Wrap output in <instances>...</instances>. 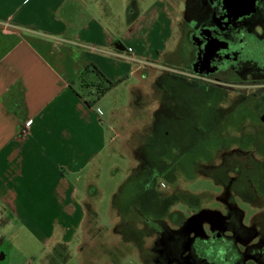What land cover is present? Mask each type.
Instances as JSON below:
<instances>
[{
    "label": "rangeland",
    "instance_id": "obj_1",
    "mask_svg": "<svg viewBox=\"0 0 264 264\" xmlns=\"http://www.w3.org/2000/svg\"><path fill=\"white\" fill-rule=\"evenodd\" d=\"M109 1L111 13L107 12V17L100 14L99 19L118 35L127 22L125 9L120 6L124 0ZM128 1L132 8L142 11L159 0ZM184 1L178 0L180 9L171 41L157 48L168 51L162 58L151 56L150 51L163 36L152 30L151 22L146 25L141 44L145 49L152 43L147 58L153 62L142 68L147 80L139 96L122 92L123 85L103 97L97 86L89 88L90 97L97 101L94 110L105 120L104 124L99 122L104 134L101 149L78 178L69 179L78 187L76 198L66 192L59 196L51 179L50 197L55 208L51 205L50 210L33 212L32 222L16 217L0 222V235L9 236L1 244L8 255L0 258V264H189L187 224L200 221L207 232L202 220L212 222L214 217L220 218L214 213L222 212L218 201L222 191L203 172L205 165L217 164L221 154L222 160L233 155L251 163L250 176L242 169L238 176L262 177L257 186L264 196V125L260 120L264 96L256 95L264 83L238 85L234 81L238 78L229 73L222 85L211 79L194 80L186 62L180 60L185 52L172 56L177 39L186 31L181 9ZM263 74L247 71L240 79ZM136 81L130 78V82ZM149 84L156 89L154 95L149 93ZM112 107L116 113L111 117ZM108 123L114 131L107 128ZM237 148L240 151L234 150ZM235 175L231 165L227 175L230 181ZM259 202L263 215L257 217L255 228L264 238V198ZM73 207L78 208L76 217L82 216L77 227ZM241 207L250 211L246 203ZM258 212L262 213L261 209ZM174 240H180V250H176L183 253L180 258L168 253L176 244ZM196 245L202 246V255L215 248L212 243Z\"/></svg>",
    "mask_w": 264,
    "mask_h": 264
},
{
    "label": "crops",
    "instance_id": "obj_2",
    "mask_svg": "<svg viewBox=\"0 0 264 264\" xmlns=\"http://www.w3.org/2000/svg\"><path fill=\"white\" fill-rule=\"evenodd\" d=\"M128 2L120 3L127 22L116 35L99 19L111 13L109 0H0V222H32L33 212L55 208L51 179L59 196L76 198L78 187L69 179L78 178L104 137L99 122L105 120L89 88L110 81L115 84L102 97L117 85L140 95L147 80L142 68L153 62L147 58L152 43L141 44L150 22L163 36L150 55L168 52L157 48L172 39L178 0H159L142 11ZM148 90L156 92L150 84ZM115 113L112 107L111 117ZM107 128L115 130L111 123ZM77 211L73 207L75 227L82 221ZM7 239L0 235V258H7L1 246Z\"/></svg>",
    "mask_w": 264,
    "mask_h": 264
},
{
    "label": "flooded vegetation",
    "instance_id": "obj_3",
    "mask_svg": "<svg viewBox=\"0 0 264 264\" xmlns=\"http://www.w3.org/2000/svg\"><path fill=\"white\" fill-rule=\"evenodd\" d=\"M183 4L182 19L186 31L177 39L172 56L176 54L179 57V52H185L180 60L186 62V68L194 80L211 79L222 85L229 73L238 78L231 79L239 82L238 85H243L242 82L250 86L256 82L264 83V74L255 75V78L251 76L244 81L240 79L247 71L264 72V0H185ZM182 45L184 47L180 48ZM260 88L256 95L261 98L264 96V86ZM234 150L240 151L239 148ZM231 165L236 169L233 181L227 176ZM249 168H252V164L248 161H241L233 155L222 160V154L217 164L204 166V174L222 191V198L218 199L222 212L216 213L220 218L214 217L212 222L202 220L206 221L204 225L208 229L203 236L195 235L190 230L189 264H264V238L255 228L259 222L257 217L263 215L259 200L264 196L257 186L262 177L238 176L239 169L248 174ZM242 203L248 205L249 212L241 207ZM259 209L262 213L258 212ZM189 239L187 237L186 241ZM179 241L174 240L175 246L172 245L168 251L174 258H180L183 254L176 253V250H180ZM197 242L212 243L215 248L202 255V246L197 248Z\"/></svg>",
    "mask_w": 264,
    "mask_h": 264
},
{
    "label": "water",
    "instance_id": "obj_4",
    "mask_svg": "<svg viewBox=\"0 0 264 264\" xmlns=\"http://www.w3.org/2000/svg\"><path fill=\"white\" fill-rule=\"evenodd\" d=\"M116 47H119V46L116 44ZM119 48H120V47H119ZM260 120H261V122L264 124V113H262V115L260 116ZM215 215L217 216L216 213H215ZM199 223H200V221H197V223H196V222L193 223L192 221H189V223L187 224V226L189 225L190 228H188V229L186 230L187 233H189L190 230H192V231H194L195 235L203 236V234H204V230H203L202 226H201ZM220 229H221V228H220ZM221 230H222V229H221ZM189 241H190V239H189L188 242H187L186 248H188Z\"/></svg>",
    "mask_w": 264,
    "mask_h": 264
},
{
    "label": "trees",
    "instance_id": "obj_5",
    "mask_svg": "<svg viewBox=\"0 0 264 264\" xmlns=\"http://www.w3.org/2000/svg\"><path fill=\"white\" fill-rule=\"evenodd\" d=\"M113 85H114V83L109 81L108 84L105 87H102V88L98 87V91L97 92L99 93V95H103ZM87 103H88V105H92L94 103V101L93 102H87Z\"/></svg>",
    "mask_w": 264,
    "mask_h": 264
}]
</instances>
